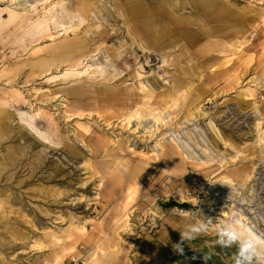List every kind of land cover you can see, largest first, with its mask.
Segmentation results:
<instances>
[{
    "label": "rangeland",
    "instance_id": "rangeland-1",
    "mask_svg": "<svg viewBox=\"0 0 264 264\" xmlns=\"http://www.w3.org/2000/svg\"><path fill=\"white\" fill-rule=\"evenodd\" d=\"M69 1L29 0L26 13L0 0V264H232L235 246L217 243L228 202L207 189L232 178L217 193L264 233V184L237 177L264 159V0H142L183 10L149 51L130 38L126 0H103L106 42ZM25 16L55 41L17 26ZM80 39L89 61L57 63L53 48Z\"/></svg>",
    "mask_w": 264,
    "mask_h": 264
},
{
    "label": "bare ground",
    "instance_id": "bare-ground-1",
    "mask_svg": "<svg viewBox=\"0 0 264 264\" xmlns=\"http://www.w3.org/2000/svg\"><path fill=\"white\" fill-rule=\"evenodd\" d=\"M12 1H15L17 5L23 6V8H21V9L23 11H25L26 13H29L30 12V9H29V7L27 5L28 2H29V0H12ZM42 1L44 2L45 0H41V2ZM46 1H50V0H46ZM69 2H70L69 4H71V6H70L71 8H73L75 5H77V7L76 8L74 7V8L77 9L79 15L84 18V20H83L84 22H90L89 20H91V21L94 20L96 23L97 22H100V23L104 24V25H102V27L99 26L100 29L97 30L98 32L96 33L97 35L95 36V39H102L103 42H106V40H111V39L114 38L113 37L114 35L113 34H110L109 27H106V25L111 20L110 18L112 16V13L110 12V10L108 8V5H107V3L105 1L102 0L101 2H97L96 0H70ZM125 5L126 6L122 7V10H124L123 18H124V21L129 24V30H128V32L130 34V38L133 41H135L136 43H138L139 46L143 50H146V51L147 50L149 51V50H151L153 48L155 50H157V49L160 50V49H162L164 47L163 46L161 48V46H160L161 43H162V39L165 38L166 33H168L169 29L176 24L174 18H172V13H168V11L169 12L170 11L171 12L176 11L178 14L179 13L181 14V12H183V10L181 8V6H182L181 3H178L177 1L169 6L170 9H168L167 12H166V8L165 7L163 8V5H160L159 2L149 3L148 4V3H144V1H142V0H126ZM59 15L62 17V14H60V12H59ZM53 17L55 18L54 15H53ZM91 17H92V19H91ZM11 18H12L11 20L13 22H16L17 21L16 20L17 18L19 19L18 15L16 13L12 14ZM31 20H33L32 17L25 16L23 18H20V20L16 23V25L17 26L21 25L22 28L24 26H26V28H31L32 27V31L30 33H32L31 35H32L33 38H43V37H45V34H49L50 40H54L55 41V37L56 36L53 33L51 34V32H50V29L51 28H49V30H44V28H43L44 23H41L39 25L38 24L37 25L36 24H33L32 25ZM162 22L165 25L164 28H166L167 31H165V30L161 31L159 29L161 27V23ZM93 25H94V23H92V24L88 23L86 26H84V28H83L84 30L82 29V31L85 34L88 33L89 31H91ZM69 29H71V28H69ZM69 29H66L64 31V33H66L67 35H69V34H71V32H73V33L79 32V28H72L71 30H69ZM27 31H29V30H27ZM168 38H170V37H168ZM115 41H114V43H115ZM167 41L168 42H171L172 40L169 39ZM92 43H91V45H92ZM53 49L58 54V61H57V63H61V64L62 63H67L70 66H77V65H79L81 62L84 61V58H87V60L89 61L88 55L89 54L91 55V52L90 51L92 50L91 47L89 45H87V43H86V41L84 39L77 40L74 43H71V44H68V45H65V44L58 45V46H55ZM104 52L107 53L106 50ZM62 54H63V56L61 57ZM41 61L42 60L39 59L34 64L38 63L39 66L40 65H44V63H42ZM154 81L155 80H153V82ZM159 85H160V83H159ZM259 119H262V118H259ZM261 123H262V121L259 122V124H261ZM140 125H142V124H140ZM258 128H260V126H258ZM204 136H205V134H204ZM202 140H204V139H202ZM206 141H207V139H206ZM259 141H260V144L262 145V148L264 150V133H263V136L259 137ZM178 143H180V142H178ZM158 145L155 146V147H156V149H159L160 150L161 148ZM181 148H182V150L186 151V153L189 154V152H187L188 149H185L184 147H181ZM192 154H193V152H192ZM192 154L186 155V157L190 158L191 160H194V161L196 160L197 162H199L197 160V158L194 157ZM203 164L206 165V162H203ZM246 170H247V172L245 171V172L237 173V171H236V173H237V177L238 178L240 177L239 180H241V181H244L245 180V181L248 182V185L247 186H249V185L251 186L249 188V190L250 189L252 190L253 188H255L258 185L257 183L258 182L260 183V181H261V184H264V159H259V161H257L252 168L251 167H246ZM236 184L237 183H235L234 180H232V178H230L229 176H222L220 179L216 180L207 189V195L210 196L209 200L210 201H216V200H219L221 198H226L227 200L226 199L225 200H222V203H226V202H228V203H227L226 206H222L220 208L222 210L221 215L224 216V217H226V218L231 219L232 216H234L235 214H239L240 220H242L245 225L251 226L255 231H257L255 224L253 225L252 224L253 222H250V220H252L251 217H249L247 213H244V210H243L242 207H240V208L237 207L236 208V207L232 206L231 204H229V202L231 201V199H230V201H228L229 199L227 198V196L220 195L219 193H217L218 190H216V188H221V186H222V187H229V189H230L231 186H237ZM262 186L263 185H261V187ZM247 190H245V191H247ZM221 192H224V190L221 191ZM232 192H234V191L232 190ZM229 194H231V193H229ZM244 194H245V192H244ZM225 195H226V193H225ZM246 199L247 198H244L243 201H247ZM232 200H233V198H232ZM250 210H252V209H250ZM250 210H247V211H250ZM119 211L121 212L122 210H120V208H119ZM212 225H214L215 227H218L219 228L218 225H215V224H212ZM77 230L79 232L85 233V230L86 229L85 228H77ZM257 232H259V231H257ZM259 233H261V232H259ZM81 236H79V237H81ZM97 263H98V261H97Z\"/></svg>",
    "mask_w": 264,
    "mask_h": 264
},
{
    "label": "clouds",
    "instance_id": "clouds-1",
    "mask_svg": "<svg viewBox=\"0 0 264 264\" xmlns=\"http://www.w3.org/2000/svg\"><path fill=\"white\" fill-rule=\"evenodd\" d=\"M202 231L201 227H193L191 232H180V243L173 245L175 251L183 254L182 243L195 239ZM217 243L222 248L235 246L232 255V264H264V233L255 231L251 226L245 225L239 214L232 216L231 220L218 231ZM195 258V257H194ZM211 259V254L205 253V264Z\"/></svg>",
    "mask_w": 264,
    "mask_h": 264
},
{
    "label": "trees",
    "instance_id": "trees-1",
    "mask_svg": "<svg viewBox=\"0 0 264 264\" xmlns=\"http://www.w3.org/2000/svg\"><path fill=\"white\" fill-rule=\"evenodd\" d=\"M175 205H178V204L175 202L168 203V206H170V207L175 206ZM185 206H187V205H185Z\"/></svg>",
    "mask_w": 264,
    "mask_h": 264
}]
</instances>
